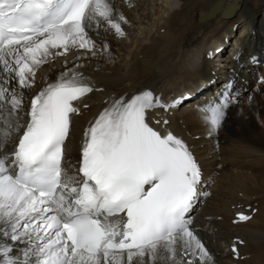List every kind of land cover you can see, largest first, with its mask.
Instances as JSON below:
<instances>
[{"label": "snow or ice", "instance_id": "1", "mask_svg": "<svg viewBox=\"0 0 264 264\" xmlns=\"http://www.w3.org/2000/svg\"><path fill=\"white\" fill-rule=\"evenodd\" d=\"M113 12L109 0H0V237L25 243L21 260L0 242V264H212L189 215L208 195L200 165L184 140L147 118L184 98L165 103L144 90L116 100L86 129L78 168L65 143L74 102L94 90L83 73L68 69L47 84L21 122L23 91L42 65L73 47L95 55L89 29L101 21L125 35L126 18ZM228 103L204 110L209 135Z\"/></svg>", "mask_w": 264, "mask_h": 264}, {"label": "bare ground", "instance_id": "2", "mask_svg": "<svg viewBox=\"0 0 264 264\" xmlns=\"http://www.w3.org/2000/svg\"><path fill=\"white\" fill-rule=\"evenodd\" d=\"M177 1L180 5L176 4ZM127 2L130 3V7H126L130 9L132 5L134 10L137 9L136 13L125 8L124 5ZM109 3L114 10L112 17L114 20H117L120 15L126 18L127 23L122 24L125 35H117L112 28L101 21L98 29L95 27L89 29V35L96 44L95 55L90 51L73 47L66 54L57 55L42 65L36 73L33 87L23 91L26 100L21 113L24 119L21 122H27L26 113L30 109L31 99L47 84L55 82L61 73L68 69H76L83 73L86 82L91 84L94 90L80 101L74 102L81 112L79 115L77 113L71 115V131L67 140L68 144L73 145L75 142V151H73L75 161L71 164L78 168L86 129L105 108L110 107L116 100L121 97L131 98L144 90H151L165 103H171L177 97L184 99L199 97L214 84L199 87L200 80L211 77L213 73L216 74L220 84L219 90H216V87L212 95H206L201 102L190 103L191 100H189L187 103L190 107H184L177 116L171 117L169 125H164L163 122L172 109L151 110L149 111L153 113L150 115L151 124L156 128L162 125L160 128L162 135L171 132L184 140L193 152L204 177L213 178L224 174L222 186L226 184L232 188L225 193L226 199L232 198L231 204L237 201V205L232 209L229 207L230 201L227 204L226 200H221L220 209L218 207L219 212L222 211L218 214L223 215L224 223L218 222L216 213H213L217 207H214V197H211V194L207 199L206 195L202 194L197 201L203 200L204 208L196 215L202 219L201 227L196 233L211 253L212 264H237L236 262L264 264V195L254 199L247 197V200L248 198L250 200L244 203L241 198L230 193L237 187L242 189L247 183L259 185L258 190L251 192L253 196L264 189V0H162L160 3L159 0H109ZM215 5H218V9L213 15L205 17L204 15L208 14ZM167 11L170 12L166 14ZM152 15L155 18H152ZM146 18L156 24L159 33L150 34L152 29L147 30ZM237 19L244 22L243 35L249 30L250 24L255 25L253 33L246 34L242 43L247 45L249 41H256L258 50L252 53L250 49H246L243 53H239L240 48L236 46L229 58L225 59L227 62L222 65L224 70L221 71V68L217 70L212 64V59L223 55L228 50L224 44L225 39L227 35L230 36ZM216 21L219 22L215 24ZM141 26L148 32L143 39L138 40L134 32H131L132 29L140 32ZM212 31L213 38L209 42L201 41V37ZM145 40L149 41L144 42ZM210 43L213 49L205 50L207 48L205 45ZM105 45H107V51H102ZM194 51H196L194 56L189 53ZM189 54L192 57H189ZM237 56H239L238 59ZM198 65H200L199 69H197ZM258 71L260 74L256 75ZM183 80L192 84L188 87L181 86L186 83L182 82ZM196 86L199 88L191 91L195 90ZM228 89H230L229 93L225 92ZM225 96L229 103L224 109L223 124L218 132L209 137L211 147H215L209 156L212 160H207L208 164H205V161L199 162L198 158L204 154L198 152L201 147L196 145L205 139L195 140L193 136L211 131L210 124L204 118V110L211 104L221 103ZM234 100L238 101V105L233 104ZM86 105H88L87 108ZM179 110L180 106L177 111ZM164 115H166L165 119ZM191 134L193 136L189 138L188 135ZM18 139L19 135H14L3 151L11 153ZM224 143L232 146L230 147L232 152L229 151L230 154L226 156L220 152L224 148ZM259 154L260 157H258ZM234 157L244 160L236 162ZM250 159L252 161L248 163ZM215 160L229 163L221 167ZM239 166L257 173L250 175L234 171L233 168L236 169ZM70 170L73 169L70 168ZM245 188L250 191V186ZM199 190L205 193L202 184ZM256 207H259V212L253 214V209ZM240 214L251 215V218L240 220ZM191 219L195 223L197 218L191 217ZM255 220H260L261 223L253 228L251 223ZM0 242L12 244L14 250L20 246H22L21 251L25 249L23 241L12 242L0 237ZM233 247L236 252L233 251ZM237 252L244 261L233 260L232 256L235 257ZM158 264H163V261H159Z\"/></svg>", "mask_w": 264, "mask_h": 264}, {"label": "rangeland", "instance_id": "3", "mask_svg": "<svg viewBox=\"0 0 264 264\" xmlns=\"http://www.w3.org/2000/svg\"><path fill=\"white\" fill-rule=\"evenodd\" d=\"M150 1H152V0H150ZM160 1H162V0H159V3H160ZM155 3V2H154ZM128 2L124 5L125 6V8H128V7H126V6H129L130 7V3L128 4ZM176 4H179L180 5V2H176ZM253 4V3H252ZM179 5L177 6V7H179ZM254 5V4H253ZM129 9V8H128ZM131 10H133V12L135 11V13H136V11H137V9L136 10H134V8L132 7V5H131V8H130ZM129 9V10H130ZM170 11H167L166 12V14H168ZM165 14V15H166ZM152 18H155L153 15L151 16ZM238 20V19H237ZM150 22V23H149ZM219 22V21H218ZM217 21L215 22V24H217L218 23ZM239 22H241V23H239ZM146 23H148V24H145V26H146V28H147V30L148 29H152V32L150 33L151 35L153 34V33H159V31H158V29H156L157 28V26H156V24H153L152 23V21H149V19L148 18H146ZM239 23V26L237 27V30H236V33H240L241 32V29H242V26H243V21H241V20H238L236 23H235V25L233 26V28H232V31H231V33H230V35H233V31H234V28H235V26L237 25ZM155 25V26H154ZM144 26V25H143ZM143 26H141V30H140V32L139 31H134V29H132V32L131 33H133L134 32V35H136L137 37H136V39H143V37H144V35H146L147 34V32L149 31H147L146 30V28H144ZM156 30V31H155ZM155 31V32H154ZM142 32H143V34H142ZM146 33V34H145ZM213 34H214V32L212 31V32H210L209 34L207 33L205 36H203V37H201V41H204V40H206V42H209L212 38H213ZM148 39H149V35H148V37H147ZM130 39V38H129ZM118 43H121V41H119V40H116ZM149 40H145L144 42H148ZM210 45H211V43H210ZM227 47V46H226ZM130 50H132V49H130ZM133 53H135V52H133ZM191 55H196V51H194V52H189ZM203 54H204V52H202ZM189 54V57H192L191 55ZM226 55V56H225ZM225 55H223L222 56V58L223 59H226L227 57H228V54H225ZM197 61V60H196ZM218 63H219V61H218ZM223 63H224V61H223ZM221 65H222V61H221ZM219 66V65H218ZM260 74V72L258 71L257 73H256V75H259ZM222 79V78H221ZM182 82H186V83H184L183 85H181V86H184V85H186L187 87L188 86H190L192 83H190V82H187V81H182ZM247 91H249V89H247ZM26 99H24V101H25ZM234 102H235V100L233 101V104H234ZM237 103V102H236ZM235 105V104H234ZM236 105H238V104H236ZM183 109V108H182ZM23 112V111H22ZM21 112V113H22ZM180 111H178V112H176V113H174L173 115L174 116H177L178 115V113H179ZM79 113V112H78ZM205 134V135H204ZM208 135V137L207 138H205L206 136ZM189 136V138H192V134L191 135H188ZM210 135H209V132H207V133H201V135L199 134H196V135H194L193 136V138H195V140H200V139H205V140H203L201 143H199L198 145H196V147H201L200 149H202V150H198V152H203V154L204 155H206V156H204V155H201V158L199 157L198 159L200 160V161H205V164H208L209 162V160L211 161L212 159H209L210 157V152L212 151H214V149H215V147H211V145H212V143L210 142ZM72 142V141H71ZM208 145H206V144ZM10 143H8V145H9ZM74 144H75V142H73V145L72 144H68L67 145V149H68V151H67V153H69V157H71L72 156V153H73V151H74ZM202 144V145H201ZM7 145V146H8ZM69 146V147H68ZM223 146H224V148L222 149V151H220L221 153L223 152V154L226 156L228 153H229V151H230V153L232 152V149H230V147H232L231 146V144H228V143H224L223 144ZM228 146V147H227ZM207 147V148H206ZM205 149V150H204ZM207 149V150H206ZM71 152V154H70V152ZM206 152V153H205ZM211 152V153H212ZM226 153V154H225ZM229 153V154H230ZM261 155H262V153L261 152H259ZM260 154L258 155V157H260ZM223 155V157H225ZM203 156V157H202ZM208 160V161H207ZM234 160H236V162H240V161H243L244 159H242V158H240V157H234ZM73 161V159H69V162H72ZM213 161H214V159H213ZM215 161H217V160H215ZM250 162H248V163H251V159L249 160ZM217 163H218V165H222V166H226V164H228L229 162L228 161H225V162H221V161H217ZM242 163H244V162H242ZM241 164V163H240ZM221 166V167H222ZM234 169V171L236 170V171H240V172H242V173H248V174H256L257 172H255V171H251V170H249L248 168H241L240 166H239V168L237 167L236 169L235 168H233ZM220 178V181H219V178ZM224 177H225V175L224 174H222V176L219 174L218 176H214L213 178H210V179H208V178H205V177H203V175H202V180L201 181H204V183L202 184V188H204V191H205V193H208V195H206L205 197L206 198H209L210 196H209V194H211V197L213 196L214 197V207L217 209V210H215V211H213V213H216V218L217 219H219L218 220V222H222V223H224V217H223V215L222 214H218V213H222V211H220L219 212V210H218V207L221 205V200H226V202H227V204H229V201H230V208H232L233 206L235 207V205H237L236 203H238L237 201H235V203L232 205L231 204V199L232 198H228V199H226V195H225V193H228V190H230V189H232V188H230V185H224V186H222V181L224 180ZM223 178V179H222ZM218 181V182H217ZM233 186H234V184H232ZM248 186H250V191H248V188H245V187H248ZM227 187V188H226ZM245 187L243 186V188L242 189H240V187H237L236 188V190H231L230 191V193H232V195H236L239 199L241 198V200L244 202V203H248L249 202V198H248V200H247V197H252V199H254V198H258V197H260V196H263L264 195V193H262V192H264V189H260L261 190V192L259 193V194H255L254 196H253V193H251L253 190H258V188H259V185H258V183H247L246 185H245ZM221 189V190H220ZM238 190V191H237ZM243 192H242V191ZM237 191V192H236ZM204 193V192H203ZM244 193V194H243ZM260 194H262V195H260ZM225 197H224V196ZM257 195V196H256ZM209 196V197H208ZM236 196H234V197H236ZM245 197V198H244ZM251 199V200H252ZM247 200V201H246ZM216 203V204H215ZM264 205V204H263ZM264 207V206H263ZM214 208V209H215ZM219 209H220V207H219ZM233 209V208H232ZM259 207H256L255 209H253V214H257L259 211ZM258 211V212H257ZM221 218V219H220ZM223 219V220H222ZM198 222L196 223L197 225H199V220H197ZM225 221H226V218H225ZM261 222H260V220H255V221H253L252 223H251V226H253V228H256V226L257 225H259ZM14 254V253H13ZM17 256L18 257H20L21 256V254H19V252H18V254H17ZM232 258H233V260H236V261H244V258L241 256V255H236L235 257H233L232 256ZM247 258V257H246ZM237 264H240V263H238V262H236ZM226 264V263H225Z\"/></svg>", "mask_w": 264, "mask_h": 264}, {"label": "water", "instance_id": "4", "mask_svg": "<svg viewBox=\"0 0 264 264\" xmlns=\"http://www.w3.org/2000/svg\"><path fill=\"white\" fill-rule=\"evenodd\" d=\"M216 6H218V5H216Z\"/></svg>", "mask_w": 264, "mask_h": 264}]
</instances>
